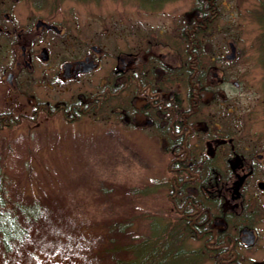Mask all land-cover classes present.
I'll return each mask as SVG.
<instances>
[{"label":"flooded vegetation","instance_id":"af4514ba","mask_svg":"<svg viewBox=\"0 0 264 264\" xmlns=\"http://www.w3.org/2000/svg\"><path fill=\"white\" fill-rule=\"evenodd\" d=\"M221 4L196 0L175 26L142 33L138 44L130 35L125 45L79 39L42 18L33 30L0 25V39L15 34L19 47L6 65L0 41V93L7 87L11 106L21 98L31 106L17 117L0 110V122L40 124L59 115L67 124L145 130L157 145L170 205L161 210L162 229L168 218L172 226L180 221L182 237L199 242L191 250L213 264H253L247 255H264V136L246 134L229 98L242 83L231 79L238 49L218 23ZM46 32L59 40H34ZM217 36L214 47L209 38ZM54 89L63 96L40 97Z\"/></svg>","mask_w":264,"mask_h":264},{"label":"rangeland","instance_id":"374dc122","mask_svg":"<svg viewBox=\"0 0 264 264\" xmlns=\"http://www.w3.org/2000/svg\"><path fill=\"white\" fill-rule=\"evenodd\" d=\"M38 2L0 0V25L11 30H33L36 19L42 18L64 25L79 39L103 40L110 45L116 40L125 45L126 35H130L138 44L142 33L175 26L178 17L190 12L196 0ZM221 2L218 23L227 29L228 39L238 49L231 79L242 83L241 87H230L229 98L244 120L246 134L264 136V45L262 25L254 15L260 0ZM4 12H9L10 19L3 16ZM46 34L48 37L40 33L34 40H59L51 32ZM209 39L215 47L219 36ZM0 41L7 65L19 52V47L15 49L17 38L4 34ZM54 95L63 93L56 89L40 93L41 98ZM7 97L5 87L0 93V110H13L16 117L24 109L30 112L31 106L23 98L11 106ZM146 135L141 128L102 122L67 124L59 115L40 124L26 119L7 125L0 122V171L9 193L22 204H40L41 215L48 219L33 226V232L38 227L36 234L20 253L23 264H106L103 236L113 218L135 222L132 238L150 233L156 220L163 222L160 216L166 199L159 181L163 178L161 163L157 145ZM166 205L169 209V203ZM166 224L172 226V219H166ZM183 239L189 250L199 243L188 236ZM32 251L34 258L30 257ZM246 260L264 264V255H247ZM213 262L211 257L202 264Z\"/></svg>","mask_w":264,"mask_h":264},{"label":"trees","instance_id":"16d2710c","mask_svg":"<svg viewBox=\"0 0 264 264\" xmlns=\"http://www.w3.org/2000/svg\"><path fill=\"white\" fill-rule=\"evenodd\" d=\"M254 15L262 25L261 41L264 45V0H260ZM262 48L264 50V46ZM3 174L0 171V264H23L20 253L29 238L36 234L38 227L33 232V226L48 219L41 215L43 207L40 204L27 205L14 200ZM112 220L106 225L103 236L102 252L106 254L103 256L106 264H202L211 258L185 248L183 225L178 220L174 226L164 225V229L156 220L150 233L133 238L130 233L135 222L119 217ZM35 256V252H30L31 258Z\"/></svg>","mask_w":264,"mask_h":264},{"label":"water","instance_id":"95a60500","mask_svg":"<svg viewBox=\"0 0 264 264\" xmlns=\"http://www.w3.org/2000/svg\"><path fill=\"white\" fill-rule=\"evenodd\" d=\"M40 25H47V26H50L48 23L43 22L42 20H39V21L37 22V26H40ZM233 49H234V46H233ZM9 77H11V75H9Z\"/></svg>","mask_w":264,"mask_h":264}]
</instances>
